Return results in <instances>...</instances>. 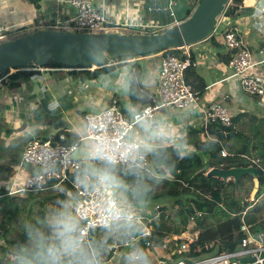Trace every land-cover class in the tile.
Masks as SVG:
<instances>
[{
	"label": "crops",
	"instance_id": "0c3cea01",
	"mask_svg": "<svg viewBox=\"0 0 264 264\" xmlns=\"http://www.w3.org/2000/svg\"><path fill=\"white\" fill-rule=\"evenodd\" d=\"M93 1L99 9L104 10L108 28H110L109 32H117V29H129L125 28V23L134 24L137 27L133 30L142 32L134 34H143L147 29L144 27H153L149 29V32L166 30L181 23L179 18L185 12H180L178 16L173 12L169 16L163 15L172 7L166 9L156 5L153 8L155 0ZM54 2H61V0H41L39 9H36L26 0H0V19L10 27V31L27 30L28 27L29 29L43 30L40 29L45 24L43 20H47L46 22L59 21L58 15L65 16L68 12V9L61 5L60 11H56ZM145 6H147V11ZM148 9L152 10L148 11ZM38 16L40 19H37ZM171 17L172 19H170ZM263 21L264 0H242L234 15L224 19L228 29L230 27L237 29L241 40L252 54L253 62H260L259 67L254 68L253 71L264 76ZM223 31L224 29H219L212 38H206L178 52L179 56L188 53L195 64V67L189 69L185 74V78L197 94L196 105L183 110L163 108L155 119L161 115L167 116L169 121L187 136H189L187 133L189 130L200 131L196 139L188 142L190 155L198 153V156L195 157L198 160L199 154L201 157L207 158L206 153L209 154L212 147L209 145L210 147L208 146L207 150H204L199 147V143H211L215 140L208 131L207 134L204 133L203 114L207 107L220 101L228 109L231 117L241 116L238 124L234 126L239 133L238 137H241L239 144L242 146L244 142H248L251 145H258V150H250L245 155L231 153L234 155L231 159L235 160V163H239V161L247 163L248 161L241 156L260 159L258 156L264 143V107L258 102V99L251 98L241 92L238 79L233 76L229 65L232 53L223 45ZM163 58L162 53H153L129 59L120 64L113 62V65H119L116 70L111 73L95 75L94 78L85 81L80 80L77 75H72L64 68H38L37 74L22 82L18 89L7 90L3 84H0V168L4 169L0 172V196L6 195L12 200L19 198L27 200L29 198L27 194L7 195L10 186L13 189L19 188L24 179L36 172V169L31 166L21 165L23 148L28 141L57 136L62 132L70 134L75 140L84 138L79 140L77 151V155L84 160L86 147L92 142L85 138L87 135L85 116L87 114L106 108L112 100L118 102L120 110L127 117H129L127 111L129 104L139 108L142 105L148 106L157 103L159 101L156 94L157 77ZM135 64L140 66L138 84H141L142 87L137 86L136 96L130 98V79L135 75L133 69ZM125 87L128 88L127 92L123 90ZM138 135H143V132L137 125L130 137ZM235 142L234 136L231 140L220 144L222 145L221 150H226L223 145ZM169 149L176 156L173 149L171 147ZM238 157L239 160H237ZM202 170L199 169L197 172ZM249 184V179L244 180L243 197H245V190ZM4 185L7 190L2 189ZM235 192L237 195L239 194V185ZM118 195L123 203L131 205L135 203L123 193L118 192ZM248 201L253 204L264 203V188L259 185L253 200L250 193ZM145 203H149V201ZM153 208L154 206L152 209L140 206V209L146 210L151 215ZM185 231L189 235H198L199 233L191 231V229ZM113 243L112 241L111 245ZM153 255L155 254L153 253ZM151 259L155 264L157 258L151 256Z\"/></svg>",
	"mask_w": 264,
	"mask_h": 264
},
{
	"label": "built area",
	"instance_id": "2783aa9c",
	"mask_svg": "<svg viewBox=\"0 0 264 264\" xmlns=\"http://www.w3.org/2000/svg\"><path fill=\"white\" fill-rule=\"evenodd\" d=\"M61 2L66 3L71 10V17L68 19L69 26L66 27V31L74 32L76 30L89 34L109 32L106 14L104 10L99 9L94 4L93 0H61ZM168 4L171 8L176 5V0H168ZM222 15L217 18L211 35L219 29H224L222 34L223 45L232 53L229 65L233 76L238 79L241 92L251 98L258 99V102L264 107V76L253 71L254 68L259 67L260 62H253L252 54L241 40L237 29L233 27L228 29ZM124 25L125 28L129 29L137 27L129 23ZM144 28L151 29L153 27ZM9 31L10 27L6 26L0 19V40ZM175 50L182 51L183 48ZM194 67L195 64L188 53L181 56L164 57L157 77L156 94L159 101L142 108L141 111L151 118H155L163 108L183 110L196 105L197 94L185 79L186 72ZM66 71L70 73L71 69H66ZM101 119L107 122V134L117 140L125 136L130 137L131 132L137 126L136 121L122 113L118 102L112 100L106 108L98 111V113H89L85 116L87 132L85 138L92 141L95 135L105 134L101 129L95 128L94 125V122ZM212 123L220 124L226 133L235 129L230 112L220 101L213 103L204 111L203 130L205 134H207V127ZM83 139L79 138V140ZM65 140L66 135L60 133L57 136L28 141L23 148L21 165L31 166L36 169V172L24 179L19 188L13 189L10 186L7 195L36 194L46 191L59 193L62 186L67 185L69 187L66 192L67 198H76L75 212L81 219L85 240L91 239L92 230L105 228L104 225L112 213H124L128 222H134L139 229V233L131 242L140 247L143 245V248L151 256H155L157 258L155 264H264V232L252 235L247 228H244V238L238 251L200 258H194V253L190 249V245L196 241L198 235H189L186 231L177 228L165 231L160 239L154 233L153 225L159 222L162 215L164 218H168L169 212L163 214L160 207L155 206L151 215L144 209H135L134 205L123 203L118 192L96 186L81 188L76 183V176L86 161L77 155L80 141L76 140L65 145ZM215 157L225 159L234 157V155L226 150H221ZM241 157L259 169L260 174L264 175V162L262 160L246 156ZM190 202L189 200L179 201L175 204V209H186ZM189 205L193 204L190 203ZM194 217L201 218L202 212L194 210ZM126 250L122 240L114 242L108 255L103 258V264H121V254ZM241 259L245 261L254 259V261L241 263Z\"/></svg>",
	"mask_w": 264,
	"mask_h": 264
},
{
	"label": "clouds",
	"instance_id": "9594fccd",
	"mask_svg": "<svg viewBox=\"0 0 264 264\" xmlns=\"http://www.w3.org/2000/svg\"><path fill=\"white\" fill-rule=\"evenodd\" d=\"M123 90L127 92L128 88ZM127 111L143 135L117 140L107 134L106 120L94 122L95 128L105 134L95 135L87 145L86 163L79 170L76 183L81 188L96 186L123 193L143 203L154 184L172 177L175 164L167 149L171 147L178 159H184L191 154L190 145L187 134L167 116L151 118L132 104ZM124 176L131 177V182ZM75 206V197L57 200L43 217L22 220L24 239L12 246L7 264H103V256L109 250L107 241L83 238ZM104 227L109 234L120 238L127 249L121 254V264H153L150 253L131 242L137 231L124 213H112Z\"/></svg>",
	"mask_w": 264,
	"mask_h": 264
},
{
	"label": "trees",
	"instance_id": "16d2710c",
	"mask_svg": "<svg viewBox=\"0 0 264 264\" xmlns=\"http://www.w3.org/2000/svg\"><path fill=\"white\" fill-rule=\"evenodd\" d=\"M30 5L34 6L36 9L40 7L41 0H26ZM177 1V0H176ZM201 2V0H191V7L186 9L184 15L179 18V21L186 20L192 11L197 7V5ZM242 3V0H230L227 6L222 13L224 19L226 17H232L236 12L238 6ZM223 29V28H222ZM26 29L18 30L15 32H22ZM39 31V29H34L30 33H25L23 35H19L17 38L31 35L35 32ZM63 31V30H60ZM143 34H158L162 33L165 30L156 31V32H149V29H145ZM76 33H82L79 31H74ZM9 33V32H8ZM7 35V34H6ZM211 35L209 38H212ZM15 38V39H17ZM13 39V40H15ZM179 51L175 49H169L165 51H157L154 53H162L164 57L167 56H179ZM153 54V53H152ZM149 55V54H148ZM145 56V55H144ZM141 56L135 57H123L117 59H108L105 63L97 66H78L75 68H69L67 66L59 65L50 61L44 67L36 66L32 63H29L27 66L23 68H13L7 69L3 71L0 75V84L7 90L18 89L22 82L29 80L33 75L37 74L38 68H64V69H71L72 75H77L80 80L85 81L91 78H94L95 75L111 73L119 67L118 64L113 65V62L121 63L129 59L138 58ZM37 68V69H36ZM94 68V70H93ZM134 73L136 77H132L130 79V98L136 96L138 89L137 86L142 87L139 83L140 77V66L138 64L134 65ZM189 71V70H188ZM187 71V72H188ZM186 72V73H187ZM186 79V78H185ZM187 82V79H186ZM188 83V82H187ZM134 103V102H133ZM146 107V105H142L139 107L141 110L142 108ZM126 116V114H124ZM241 116L232 117V122L235 125L238 124L239 119ZM207 131L210 136L215 140L211 143L200 142L199 147L207 150L208 146L212 147V151L207 154L209 157L208 167L203 169L200 172L193 174L192 176H188V162H191L189 157L186 159H178L168 148L167 153L170 156L171 161L175 164V168L173 170L174 178L167 179L165 181H161L158 184L153 185V191L149 193L147 201L157 200L158 202H163L167 200L173 201V203L160 207V210L165 214L169 212V217L164 218L162 215L161 219L159 220L158 224L153 225L154 233L161 237L169 230L166 226L170 223L171 227H178L179 230H190L191 231H198V236L196 241H194L190 245V249L193 251L194 258H200L203 256L208 255H217L221 253H230L238 251L241 248V242L244 238L243 229L247 228L249 233L254 235L259 232H264V203H251L248 201L251 189L253 187V180L250 176H245L239 181V194L237 195L235 192V186L233 181H228L224 183L222 180L212 177H207V172L212 168H220V169H229L232 167L242 166L248 167L251 163L247 162H240L235 163L231 158H216L215 155L219 153L222 149L221 143L227 142L232 138L238 137V131L236 128L231 130L235 132V135L228 140L217 138L216 134L219 132H223V128L218 123H212L207 127ZM200 131L196 130H189L187 133L188 141L187 143L197 138ZM66 135V140L64 142L65 145H69L75 142V138L72 137L70 134L66 132H62ZM241 139V137H239ZM209 146V147H210ZM262 151L259 153V158L264 162V143L262 144ZM250 150L256 151L258 150V145H251L248 142H244L240 148L237 150L238 155H245ZM195 157L198 156V153H194ZM3 168H0V172L3 171ZM177 170V172H176ZM179 173V174H177ZM123 176V170L121 172ZM186 175V177H185ZM185 177V178H184ZM124 178L131 182V177L124 176ZM250 180V184L248 185L247 189L245 190V197L242 195V186L244 180ZM184 180V181H183ZM183 181V182H182ZM259 185L261 188H264V175L261 173L259 178ZM69 190L67 185H63L61 191L56 193L55 195L49 196L50 201L55 202L59 200L58 194H64L66 196V192ZM74 194V192H73ZM259 194V193H258ZM257 194V196H258ZM4 197L6 200H1ZM0 196V212L5 211L7 216L2 219L0 222V264H7L8 261V253L11 251L12 246L18 241L23 240L24 236L21 233L16 238L10 237V232L13 229L14 223L16 221V214L19 211V208L14 200L10 199L6 195ZM125 196V194H124ZM128 199L131 200V197L126 196ZM66 199L67 196H66ZM247 199V201H245ZM191 201L190 203L193 205L187 204V209L189 213H191L192 218L189 217L186 209H175V204L179 201ZM41 205L44 204L40 202ZM136 205V203H132ZM151 204V203H150ZM137 207L140 208L138 205ZM192 208V210H190ZM194 210H199L202 212V218L198 219V221L193 224L192 219L194 217ZM45 211H41V216L43 217ZM135 230L137 234L139 233L138 226L134 223ZM191 225V228L188 229V225ZM152 225V223H150ZM177 229V228H176ZM91 239H94L95 234L91 233ZM100 241V240H97ZM110 243V242H108ZM143 248V245H141Z\"/></svg>",
	"mask_w": 264,
	"mask_h": 264
},
{
	"label": "water",
	"instance_id": "95a60500",
	"mask_svg": "<svg viewBox=\"0 0 264 264\" xmlns=\"http://www.w3.org/2000/svg\"><path fill=\"white\" fill-rule=\"evenodd\" d=\"M229 1L201 0L186 20L158 34H89L39 30L31 35L0 43V75L7 69L23 68L29 63L39 67H44L50 61L69 68L97 66L109 58L144 56L157 51L188 47L211 36L217 18L224 12ZM90 113L96 114L98 111ZM216 135L218 138L228 139L235 132H219ZM245 176L253 179V200L258 191L260 177V171L256 167L212 168L207 173V177L223 182L232 180L236 191L239 181ZM58 198L66 200L64 194H58ZM186 212L192 218L187 208ZM253 261L254 259H241V263Z\"/></svg>",
	"mask_w": 264,
	"mask_h": 264
},
{
	"label": "rangeland",
	"instance_id": "374dc122",
	"mask_svg": "<svg viewBox=\"0 0 264 264\" xmlns=\"http://www.w3.org/2000/svg\"><path fill=\"white\" fill-rule=\"evenodd\" d=\"M190 2H191V0H177L175 6H173L166 13H163V12H161V13H163V15L169 16V14L171 12H173V13H176V15L178 16L180 12H183L186 9L191 7V3ZM54 4L56 5L55 8H56V11H58V12L60 11L61 6L63 8L68 9L67 10L68 11L67 14L65 16L64 15L62 16V15L59 14L58 15L59 21H55V22L48 21L49 22L48 23V22H46L47 20H43V22L45 24H43L42 28H40V29L52 30V31H60V30L66 31V27L69 26L68 19L71 17V10H70L69 6L66 3L54 2ZM156 5L161 6V8H163V7H165L166 9L169 8L168 0H155V2L153 4V8ZM145 9L147 11V6H145ZM151 10L152 9H148V11H151ZM147 13L152 15V13H149V12H147ZM153 13H155V10H153ZM37 19H40L39 16L37 17ZM170 19H172V17ZM33 30H34L33 28L29 29V27H28L27 30L22 31V32H20V31L19 32L9 31V33H7V35L2 40H0V43L11 41V40L17 38L19 35H23L25 33H30ZM163 30L164 29H161V31H163ZM117 32L118 33H122V34H129V33H132V32L135 33V32H138V31L133 30V29L132 30H129V29H119L118 30L117 29ZM138 33H142V32L139 31ZM235 139H236V142L234 144L223 145V147L229 153H235L236 155H238L236 152L238 150V146H241L239 144L241 142V139H239V137H235ZM211 150H212V148H211ZM198 158H199V160L201 162L197 158H195V155H190L189 156V159H191V162H188V171H189L188 174H187L188 176H192L199 169L202 170L203 168L208 167V162L207 161H208L209 157H207V158L206 157H201V155L199 154ZM184 159H186V158H184ZM237 160H239V157H238ZM201 165H202V167H201ZM176 172H177V170H176ZM177 174H179V173H177ZM185 177H186V175H185ZM171 178L172 179L174 178V173H172V177ZM2 189L3 190H7L5 185L2 186ZM56 193L57 192H54V191H46V192H40V193H36V194L28 193L27 195L29 196V198L27 200H22L20 198L17 199V200L13 199L14 203L17 204V206L19 208V211L16 214V221L14 223L13 229L10 232V237L11 238H16L22 233V231H21V221L22 220H24V219H33V218H35L37 216L42 217L41 216V211L42 210H44L45 212L48 211L50 209V207L54 204V202L50 201L47 198H49V196H51V195H55ZM251 193H252V191H251ZM40 202H43L44 204L41 205ZM134 202L136 203L134 208H137V206L139 205V206H142V207H145V208H148V209H152V206H154V207L155 206L162 207V206H166V205H169V204L173 203V201H171V200L164 201L165 203L158 202L157 200H151V201H149V203H145V202L141 203V202H136V201H134ZM190 210H192V208H190ZM6 216H7V213H5V211L0 212V222ZM201 218H193L192 219L193 220L192 223L195 224L198 221V219H201ZM145 222H148V221H145ZM156 224H158V222L154 223V225H156ZM191 225L192 224H189L188 228H191ZM166 226L169 228V230H171V229L173 230V229L178 228V227H175V228L171 227L170 223H168ZM169 230H167V231H169ZM91 233L95 234L94 240L107 241V244H108L109 247L111 246L112 241L113 242L121 241L120 238H117L116 236H113V235L109 234L105 230V228L92 230ZM108 242H110V243H108ZM108 251L106 252V254L104 256L107 255Z\"/></svg>",
	"mask_w": 264,
	"mask_h": 264
}]
</instances>
